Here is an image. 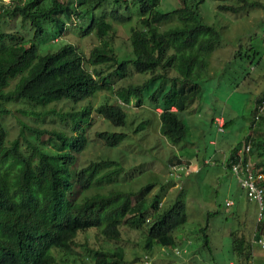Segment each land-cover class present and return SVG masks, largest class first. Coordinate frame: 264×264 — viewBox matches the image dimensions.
Masks as SVG:
<instances>
[{"label":"trees","instance_id":"1","mask_svg":"<svg viewBox=\"0 0 264 264\" xmlns=\"http://www.w3.org/2000/svg\"><path fill=\"white\" fill-rule=\"evenodd\" d=\"M78 1H92V6L77 10L73 3L64 0L0 4V99H22L43 106L62 100L74 103L96 92L112 89L109 80L127 76L130 69L149 72L150 76L142 83L119 86L115 90L119 102L105 100L94 109L113 125H124L127 118L124 104H129L132 96L138 97L137 104H140L146 94L153 107L161 108L158 115L160 134L174 143L182 140L187 134L184 111L200 89L201 72L207 66L204 52L217 44L219 30L203 21L196 6L188 0H179L175 7L167 10L160 9V0H132L138 14L137 23L130 26L132 56L120 59L111 39L115 36L113 21L130 23L128 0ZM237 1L239 3L220 2L217 7L239 12L259 3L256 0ZM104 3L113 5L109 10L111 18L102 12ZM96 7L97 10H92ZM7 16L12 17V29L2 28L1 22ZM80 19L83 32L94 31L100 40L87 54L72 42L41 53L36 42L26 43L25 35L15 28L19 21L29 23L34 37H39L45 31V24L52 23L56 29L52 38H56L67 28L68 21L76 24ZM105 66L111 69L106 70ZM172 70L175 75L170 76ZM13 79H16L15 84L6 90ZM263 100L264 92L256 99L251 122H259L262 118V129L264 108L257 118L255 116L256 106ZM91 109L90 104L74 111L51 109L61 119L69 116L72 123L69 131L46 129L55 147L51 149L26 138L27 143L23 145L19 139L23 128H20V135L8 141V130L2 121L7 110L0 103V264H53L55 256L50 250H71L79 231L86 233L95 229L89 236L86 233V238H92V243L85 242L90 246L100 239L99 235L119 240L122 224H147L146 243H158L165 250L179 242L174 230L187 219L186 203L181 194L159 212L161 195H153L146 204L153 182L138 191L118 187L99 190L108 183L119 182L123 169L120 161L100 156L87 164H79L78 155L88 142L86 126ZM28 128L35 130L37 137L45 131L38 127ZM96 134L108 146L117 145L126 136L124 131L108 129L98 130ZM255 137H246L251 141L250 152L264 156V137ZM175 157L170 159L169 170L171 164L181 163ZM91 187L97 190L87 195L85 191ZM256 229L257 237L264 235V217L256 222ZM91 247L88 248L94 251L92 264H113L124 256L119 244H115L113 257L107 256L104 249ZM234 248L244 264H248L251 245L239 241Z\"/></svg>","mask_w":264,"mask_h":264},{"label":"rangeland","instance_id":"2","mask_svg":"<svg viewBox=\"0 0 264 264\" xmlns=\"http://www.w3.org/2000/svg\"><path fill=\"white\" fill-rule=\"evenodd\" d=\"M9 1L23 0H0V4ZM64 1L73 3L77 10L92 6V1L88 3L85 1L79 3L78 0ZM188 1L196 6L203 21L213 24L219 30L220 39L214 48L204 52L207 66L201 72L200 89L184 111L187 134L179 142H171L160 134L158 115L161 108L153 107L146 94L140 104H137L138 97L135 96L130 98L129 104H124L127 113L124 125H113L94 109L105 100L119 102L115 90L122 84L142 83L150 76L149 72L140 73L130 69L127 76H115L109 80L113 84L112 89L96 92L74 103L62 100L43 106L22 99L14 101L0 99V103L7 110L2 116V121L8 130V141L20 135V128H23V134L21 133L19 137L23 145L27 143L26 139H30L51 149L55 147L46 129L69 131L72 125L69 116L61 119V116L51 109L74 111L90 104L92 109L86 126L88 142L78 155L79 164H87L91 159H98L101 156L114 158L123 166L119 182L108 183L99 190L118 187L138 191L149 182H153L147 194L146 204L155 194L161 195L159 212L167 208L178 194H181L186 203L187 219L174 230L179 239L176 246L165 250V247L158 243L147 244L145 232L147 224L140 226L122 224L119 240L105 239L103 235H99L100 239L95 243L93 241V247L85 242L92 243V238H86V233L89 236L95 229L86 233L79 231L77 242L71 250L53 248L50 250L55 256L53 264H92L94 251L88 247L104 249L107 256L113 257L115 244L123 247L124 256L113 264H237L234 255L236 250L233 246L234 232L241 228L239 232L244 233L249 239L252 237L253 225L257 219V204L246 197L237 177L224 167L222 156L215 149L216 145L223 146L228 152L241 140L251 127L254 99L264 90V0H256L259 2L257 5L245 7L239 12L221 10L217 7L220 2L239 3L237 0ZM178 3L179 0H160L159 7L161 10H167ZM127 6L131 12L130 23L113 21L115 36L111 39L120 59H123V56H132L130 26L136 24L138 18L136 3L128 0ZM112 7L110 3L102 4V12L107 18H111L109 10ZM92 10H97V7ZM62 15L67 18L66 15ZM6 18L1 22L2 28L12 29V17ZM82 22V19L76 24L68 21L67 28L56 38H52V33L56 30L52 23L45 24V31L39 37H34V30L29 23L19 21L15 28L20 29L25 35L26 43L36 42L41 53L54 51L63 43L72 42L87 54L90 47L99 44L100 40L94 31L83 32L79 26ZM169 75H175V71H170ZM15 82L16 79L11 80L5 89L11 88ZM220 113L231 119L223 131H218L213 122L215 115ZM23 123L28 127H38L45 131L37 137V132L22 126ZM102 129L124 131L126 136L117 145L108 146L96 134ZM174 154L183 155L191 160L188 174L184 171L178 176L170 173L169 159ZM203 157L214 163H206L200 171H196ZM181 163L186 161L182 160ZM95 190H97L95 187H91L85 193L89 195ZM230 198L234 199L235 203L225 204V200ZM148 217L151 220L150 213ZM255 247L258 251L262 250L259 245ZM233 259L234 263L231 262Z\"/></svg>","mask_w":264,"mask_h":264},{"label":"built area","instance_id":"3","mask_svg":"<svg viewBox=\"0 0 264 264\" xmlns=\"http://www.w3.org/2000/svg\"><path fill=\"white\" fill-rule=\"evenodd\" d=\"M257 118L258 113L262 112L264 108V100L256 106ZM216 127L218 131H223L225 127V120L222 116L215 117ZM251 143L244 141V143L237 147L234 151L233 157L228 161L230 171L237 177L241 187L245 190L246 197L254 201L258 207L257 220H261L264 216V172L261 169L254 167L249 158ZM209 161V160H207ZM170 173L178 176L181 171L188 174L190 171L189 164L173 163L170 167ZM227 205L232 203V200H226ZM264 246V241L261 238H254ZM253 264V263H250Z\"/></svg>","mask_w":264,"mask_h":264},{"label":"crops","instance_id":"4","mask_svg":"<svg viewBox=\"0 0 264 264\" xmlns=\"http://www.w3.org/2000/svg\"><path fill=\"white\" fill-rule=\"evenodd\" d=\"M263 92H264V90H262V92H260L256 96V98L254 99L253 109H254V106L256 105V99ZM172 109H175V106H172ZM217 116H222L224 118V120H225V127H226V125L228 123L231 122V119L228 116H226L224 113L216 114L215 117H217ZM213 122L216 125L215 120H213ZM225 127H224V129H225ZM248 135H251L252 136V139H254V136H256L255 137L256 139H258V137H262V138L264 137V129H262V118H261V120L259 122L251 123L250 129L244 133V135L242 136L241 140L239 142H237L235 145H233L228 152H226V150H225V148L223 146L216 145L217 148L215 149V151L218 152L222 156L224 167L228 171H230V169L228 167V161L233 157L235 148L241 146L243 144V141H250V140H246V137ZM213 142H214V140L212 139L211 140V143H213ZM250 143H251V141H250ZM175 156H177L179 158V160H181L180 162H182V160H184V161H186V164H190L191 165V160L189 158L184 157L183 155H175V154L172 155L171 157L172 158H176ZM249 158L252 161V164L254 165V167H256L258 169H261L264 172V156H262V154H257L255 151L254 152H249ZM170 159H169V163H170ZM206 163L207 164H209V163L212 164V163H214V161H207V158L206 157H203L201 164L200 165H197V170L196 171H200L202 169V166L204 164H206ZM226 200H232V203L231 204H228V205H232V204L235 203L234 199H232V198L226 199ZM226 200H225V202H226ZM257 213H258V208H257ZM256 218H257V214H256ZM257 221L261 222L262 219L261 220H257L256 219V222ZM241 222H242V220H241ZM256 222L253 225L252 237L250 239L247 238L244 235V233L239 232V230L241 231V228L238 230V232H237V229L238 228L234 232V234H235V238H234L235 239V242L244 241L245 244H250L251 245V254H250L249 259H248V264H250V263H253V264L259 263V264H261L264 261V246H262L259 242H257V241L254 240V238H256V239L261 238L264 241V235L259 234L258 237L256 235V232H257ZM255 245H257V246L259 245L260 247H262V250L260 249L258 251V249L255 247ZM233 246H235V243H234ZM234 255L236 256V262H237V264H244V259L240 258V256H238L239 254L237 252H236V254L234 253ZM257 260H258V262H257ZM231 262L234 263L235 260L233 259Z\"/></svg>","mask_w":264,"mask_h":264}]
</instances>
